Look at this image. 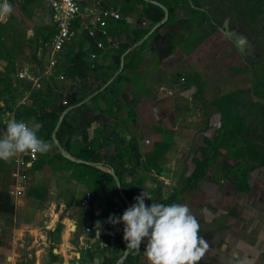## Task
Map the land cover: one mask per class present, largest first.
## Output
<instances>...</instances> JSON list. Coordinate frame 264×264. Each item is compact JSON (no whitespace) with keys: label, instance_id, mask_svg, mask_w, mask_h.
I'll list each match as a JSON object with an SVG mask.
<instances>
[{"label":"crops","instance_id":"0c3cea01","mask_svg":"<svg viewBox=\"0 0 264 264\" xmlns=\"http://www.w3.org/2000/svg\"><path fill=\"white\" fill-rule=\"evenodd\" d=\"M95 1L77 0L83 10ZM100 1L122 18L109 21L107 35L90 37L88 21L77 17L56 75L43 77L41 89L31 76H41L48 65V44L56 32L53 11L45 0H8L13 11L0 20V134L12 118L29 125L47 119L51 126L68 99V87L76 86L81 98L107 84L73 111L62 112L65 123L57 138L63 152L43 127L37 135L51 144L48 152L0 160V191L10 194L15 206L14 213L0 212V221L6 215L25 219L30 212L31 220L14 229L15 242L44 252L32 263L19 261L123 264L130 256L127 264H148L147 238L140 251H129L121 261L127 248L124 224L108 222L110 215H123L126 200L132 205L146 191L153 202L187 204L197 216L208 244L198 264H264V144L252 139L249 145L250 136L241 130V124L250 123L244 113L232 106L226 111L220 103L207 105L199 97L202 91L215 101L206 88L208 66L226 53L228 38L212 32L215 23L203 21L192 0ZM49 87L56 98H47ZM225 124H230L227 135ZM18 158L26 164L19 165ZM112 171L127 199L116 193ZM19 173L25 178L18 180ZM88 194L90 206H83ZM152 200L146 197L145 204ZM1 225L2 242L7 233Z\"/></svg>","mask_w":264,"mask_h":264},{"label":"rangeland","instance_id":"374dc122","mask_svg":"<svg viewBox=\"0 0 264 264\" xmlns=\"http://www.w3.org/2000/svg\"><path fill=\"white\" fill-rule=\"evenodd\" d=\"M13 0H9V2ZM198 6V12L201 13V19L206 22L213 21L214 28L212 32L223 37V22L226 18L234 20L240 19L243 29L255 38L262 47V54L251 62H246L232 39H225L226 53L218 57L216 64L208 66L209 80L206 88H211L213 99L209 101L203 93L199 97L207 102V105L215 103L224 104L226 111L237 109L239 113H244L248 124H241L242 132L250 136L249 145L255 141L256 145L264 144V0H192ZM211 28V27H210ZM211 30V29H210ZM223 32V33H222ZM215 41L220 45L218 37ZM221 46V45H220ZM229 48V50H228ZM213 74V75H212ZM215 74V76H214ZM214 77V78H213ZM224 88L223 91H221ZM216 106V105H215ZM237 107H241L238 109ZM216 108H218L216 106ZM232 110L230 112H232ZM203 111V110H202ZM229 125L225 124L224 132H229ZM249 129V130H248ZM244 134V133H243ZM247 135V136H248ZM261 141L263 144H261ZM30 212L25 215V219H19V216L6 215L0 221L1 226L7 233L0 244V264H23L21 258H28L29 262L38 260L41 255L40 247L32 251L15 242L16 227L22 223L29 222ZM62 229V228H61ZM60 234V232H56ZM55 234V235H56ZM59 236V235H58ZM29 239L30 236H27ZM31 239V238H30ZM43 240H45L43 238ZM29 241H26L27 244ZM43 247H47L43 243ZM51 248V246H50ZM49 249V248H48ZM42 254L44 252L42 251ZM50 255L53 253L49 252ZM10 256L13 257L10 258Z\"/></svg>","mask_w":264,"mask_h":264},{"label":"clouds","instance_id":"9594fccd","mask_svg":"<svg viewBox=\"0 0 264 264\" xmlns=\"http://www.w3.org/2000/svg\"><path fill=\"white\" fill-rule=\"evenodd\" d=\"M13 11L8 0L0 3V20ZM6 131L0 134V160L11 162L18 154L46 153L51 144L37 133L41 125H31L23 120L4 121ZM152 200L146 192L135 197L136 203L128 207L120 217L110 215L108 222L124 224L123 239L126 250L140 251L142 241L147 238L144 256L148 264H198L208 244L200 235V222L187 204H145V198Z\"/></svg>","mask_w":264,"mask_h":264},{"label":"built area","instance_id":"2783aa9c","mask_svg":"<svg viewBox=\"0 0 264 264\" xmlns=\"http://www.w3.org/2000/svg\"><path fill=\"white\" fill-rule=\"evenodd\" d=\"M47 4L50 6L53 11V21L56 25V32L51 38L49 42L50 53L48 59V65L45 71L41 76L35 77L31 76L34 81V86L38 89H41L42 78L46 77L50 79L52 76L56 75V70L59 63V54L62 53L64 47L67 45L72 35V25L74 20L83 16L86 21L85 28L88 31V35L90 37H95L97 33H101L102 35H107L108 30L107 26L110 20H119L122 18V15L119 11L108 8L102 4L100 0H96L91 7L83 10L77 0H45ZM97 45L99 47H103L102 42H98ZM93 59H97V54H91ZM92 67H95V63L92 64ZM21 77L27 76L26 73L21 72L19 74ZM61 79H65V75L63 73L58 74ZM64 105L68 104L66 99L62 102ZM17 163L19 165H25L26 162L23 158H18ZM18 180H22L25 178V175L18 174ZM22 191L20 189L17 190V194H21ZM91 203V195H86L82 199L83 206H90Z\"/></svg>","mask_w":264,"mask_h":264},{"label":"trees","instance_id":"16d2710c","mask_svg":"<svg viewBox=\"0 0 264 264\" xmlns=\"http://www.w3.org/2000/svg\"><path fill=\"white\" fill-rule=\"evenodd\" d=\"M156 31H157V29H156ZM146 33L142 34V36L140 35L139 39L140 38L142 39ZM70 61H72V60H70ZM59 68L62 70V69H65L66 67L65 66H59ZM64 71L70 77L75 76V72L72 71V70H70V69H66ZM98 89L99 88H97L96 90H98ZM66 92H67V98H68L67 101H68V104L67 105H64L63 103L61 104V107H60L61 114H62V112L65 109H67V108H69L71 106H74V105H78L79 103L84 102L85 98L88 97L90 94H92L94 91L93 92H90V93H87V94H84L81 98H77L78 90H77V87L76 86H70V87H68L66 89ZM56 97H57V93L54 91V89L53 88H50V87L47 88V98L52 99V98H56ZM71 111H73V109ZM61 114H56L54 116V119L52 120V125L51 126H47L46 125V123H47L46 121H48L47 119H43L40 122L41 123V129L43 127H45L42 130L44 131L45 136L51 142H53V139H52L53 131H54V129H55V127H56V125H57V123L59 121V118H60ZM64 123H65V118L62 120V123L60 125L59 130H58V133L63 128ZM82 165H83L84 168H86L87 170H89L92 173H95V174H98V175H103V173H104V172H100V170H97L96 168H94V167H92V166H90L88 164H82ZM112 178H113V180H115L113 175H112ZM115 191H116L117 194L120 193L117 186H116V190ZM124 194H125V198H126V196L127 197L129 196L127 192H125ZM0 212H5V213H14L15 212V206L12 203L10 194H8L5 191H0ZM61 227H62V224H58V226L56 228V231H60ZM1 237L2 236H1V231H0V243H1ZM127 262H130V256L127 258V260L123 264H127Z\"/></svg>","mask_w":264,"mask_h":264},{"label":"water","instance_id":"95a60500","mask_svg":"<svg viewBox=\"0 0 264 264\" xmlns=\"http://www.w3.org/2000/svg\"><path fill=\"white\" fill-rule=\"evenodd\" d=\"M165 12H166V19H167L168 18V10L165 9ZM230 21H231V18L228 17L223 22V27L222 28L224 30L225 36L230 38V39H232L234 44H235V46L238 48L239 52L244 57H247L248 55H250L251 53H253L255 51V48H256L257 44L251 40V37L249 36V34L243 32L242 30H239L238 28L231 29L230 28ZM153 30H151L149 32V34L146 36V38L153 32ZM125 56H126V54H124L122 56V64H121V67H120L119 71H121L123 69V67H124ZM114 78H115V76H114ZM106 86H107V84L105 86L101 87L99 90L95 91L93 94L89 95L85 99V101L91 99L94 95H96L100 91H102ZM75 107H77V105L69 107L68 110H71V109H73ZM62 119H63V117H61L59 119V121H58V123H57V125H56V127H55V129L53 131L52 138H53L55 144L58 146L59 150L63 152V147H62L59 139L57 138V131H58L59 127H60ZM85 162L88 163V164H92V162H90V161H85ZM112 174L114 175V177L116 179L117 186H118V189H119V192H120L121 196L124 199H126L125 198V194H124L123 189H122L121 182L119 181L118 176L113 171H112ZM126 202H127L128 207H130L131 205H130L129 201L126 200ZM128 253H129V251L126 250L124 255H123V257H122V259H121L122 262L126 259Z\"/></svg>","mask_w":264,"mask_h":264},{"label":"flooded vegetation","instance_id":"af4514ba","mask_svg":"<svg viewBox=\"0 0 264 264\" xmlns=\"http://www.w3.org/2000/svg\"><path fill=\"white\" fill-rule=\"evenodd\" d=\"M233 22H234V24H232L230 21V28L231 29L238 28L239 30H242L243 32L247 33L243 29V24L241 23L239 18L234 20ZM249 36L251 37V40L257 44V46L255 48V51L253 53H251L250 55H248L247 57H244L242 55L246 62H251L252 60L257 59L260 56V54H262L261 44L255 38H253L250 34H249Z\"/></svg>","mask_w":264,"mask_h":264}]
</instances>
